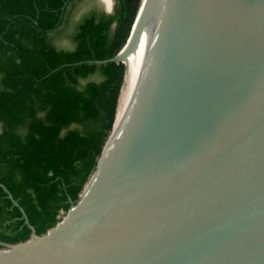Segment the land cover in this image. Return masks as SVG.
I'll use <instances>...</instances> for the list:
<instances>
[{
  "label": "water",
  "instance_id": "95a60500",
  "mask_svg": "<svg viewBox=\"0 0 264 264\" xmlns=\"http://www.w3.org/2000/svg\"><path fill=\"white\" fill-rule=\"evenodd\" d=\"M104 148L0 264H264V0H164Z\"/></svg>",
  "mask_w": 264,
  "mask_h": 264
},
{
  "label": "trees",
  "instance_id": "16d2710c",
  "mask_svg": "<svg viewBox=\"0 0 264 264\" xmlns=\"http://www.w3.org/2000/svg\"><path fill=\"white\" fill-rule=\"evenodd\" d=\"M70 1L0 0V247L30 237L20 208L40 235L77 201L114 121L125 65L98 61L123 47L139 0L84 16L74 47L59 49L48 34ZM91 74L101 80L80 83Z\"/></svg>",
  "mask_w": 264,
  "mask_h": 264
},
{
  "label": "bare ground",
  "instance_id": "6f19581e",
  "mask_svg": "<svg viewBox=\"0 0 264 264\" xmlns=\"http://www.w3.org/2000/svg\"><path fill=\"white\" fill-rule=\"evenodd\" d=\"M148 1L149 0H139V8L137 10L138 12H136L135 14L136 18L135 20H133V23H132L133 25H131V28L125 40V43L123 47L121 48L122 51L120 52V55H123L122 58L125 63V72H124L122 85L120 87V91L118 95L114 121L105 139L104 149H106L107 146L109 145V141H110L113 129H114V125H115V122H116V119L119 113V109H120L123 97L135 73V70L139 64V61L142 57V54L150 38V35L153 31V28L155 24L157 23L160 17V14H161L164 0H153L149 4H148ZM140 16L142 20H141V23L140 22L138 23ZM125 44L127 46H125ZM91 180H92V177L90 178L89 182ZM89 182L86 187H88Z\"/></svg>",
  "mask_w": 264,
  "mask_h": 264
},
{
  "label": "rangeland",
  "instance_id": "374dc122",
  "mask_svg": "<svg viewBox=\"0 0 264 264\" xmlns=\"http://www.w3.org/2000/svg\"><path fill=\"white\" fill-rule=\"evenodd\" d=\"M139 8V5H138ZM119 10L118 0H71L65 10L64 20L61 26L55 31L48 34L49 42L59 49H72L74 47L72 41V35L76 30L78 23L81 19L93 12L97 15L104 13L108 15L116 14ZM137 11V10H136ZM116 24L112 26V32L115 29ZM101 77L98 74H91L85 80L86 81H99ZM97 125H72L70 128H78L84 132L88 127H95ZM105 144V143H104ZM59 215H66V211L60 210Z\"/></svg>",
  "mask_w": 264,
  "mask_h": 264
},
{
  "label": "built area",
  "instance_id": "2783aa9c",
  "mask_svg": "<svg viewBox=\"0 0 264 264\" xmlns=\"http://www.w3.org/2000/svg\"><path fill=\"white\" fill-rule=\"evenodd\" d=\"M62 216H63V215H59V213H58V215H57L58 220H59Z\"/></svg>",
  "mask_w": 264,
  "mask_h": 264
}]
</instances>
